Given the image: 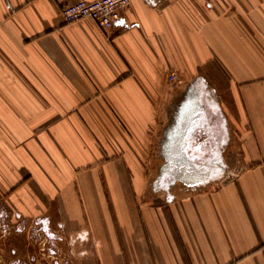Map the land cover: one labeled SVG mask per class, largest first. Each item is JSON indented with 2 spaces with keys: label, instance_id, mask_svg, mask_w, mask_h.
I'll return each mask as SVG.
<instances>
[{
  "label": "crops",
  "instance_id": "obj_1",
  "mask_svg": "<svg viewBox=\"0 0 264 264\" xmlns=\"http://www.w3.org/2000/svg\"><path fill=\"white\" fill-rule=\"evenodd\" d=\"M77 1L0 0L1 208L83 264H264V0H131L108 32ZM211 111L217 179L158 185Z\"/></svg>",
  "mask_w": 264,
  "mask_h": 264
},
{
  "label": "rangeland",
  "instance_id": "obj_2",
  "mask_svg": "<svg viewBox=\"0 0 264 264\" xmlns=\"http://www.w3.org/2000/svg\"><path fill=\"white\" fill-rule=\"evenodd\" d=\"M216 179L215 177L209 184H212ZM176 185L185 186L188 184L179 180ZM198 186L200 185L197 184L196 187ZM6 210L9 213L8 227L5 228L4 222L0 221V264L84 263L83 259L73 256L69 243L61 236L62 233L56 232L57 229L54 231V227L48 226L49 230L57 237L54 242L48 238L45 230H43L45 223L38 224L34 223L33 220L27 222L17 220V218H12L9 209Z\"/></svg>",
  "mask_w": 264,
  "mask_h": 264
},
{
  "label": "flooded vegetation",
  "instance_id": "obj_3",
  "mask_svg": "<svg viewBox=\"0 0 264 264\" xmlns=\"http://www.w3.org/2000/svg\"><path fill=\"white\" fill-rule=\"evenodd\" d=\"M208 118V124H204L207 133L202 132L201 129L198 130L194 136V140L188 143L189 150L184 155L186 159L184 158L183 171H174L172 169L171 173L158 179V185L172 187L179 180H182L184 184L196 186L197 184L210 183L215 178V174L220 166L221 152H223L221 146L223 137L221 131H219L218 135L216 134L217 130L215 126L221 123L218 115H214L211 111L208 112ZM191 148L195 149V151H190ZM168 165L170 164L168 163ZM190 169H194V171L192 174H189V178H186V172H189ZM8 217L9 213L6 208H0V221L4 222L5 228L8 227ZM43 230H45L49 239H52L54 242L57 240V237L49 230L47 224L43 225Z\"/></svg>",
  "mask_w": 264,
  "mask_h": 264
},
{
  "label": "built area",
  "instance_id": "obj_4",
  "mask_svg": "<svg viewBox=\"0 0 264 264\" xmlns=\"http://www.w3.org/2000/svg\"><path fill=\"white\" fill-rule=\"evenodd\" d=\"M131 6V0H79L75 4L62 9V17L66 23H76L81 20H91L100 30L108 32L114 29L122 20V12ZM176 76L170 78L171 82Z\"/></svg>",
  "mask_w": 264,
  "mask_h": 264
},
{
  "label": "water",
  "instance_id": "obj_5",
  "mask_svg": "<svg viewBox=\"0 0 264 264\" xmlns=\"http://www.w3.org/2000/svg\"><path fill=\"white\" fill-rule=\"evenodd\" d=\"M191 120H192V116H190V115H187V117L184 116L183 120H182V122L184 124H187V130L184 132V133H187V134L183 135V133H180V134H182L184 136V138H182L184 143L180 147V150H182V152H185V150L189 149L188 148L189 147L188 143H190V141H191V139H190L191 136L190 135H193L194 133L197 132V129H194V128L190 129V127H191L190 125L193 123V122L192 123L190 122ZM175 147L176 146L172 147V149L174 150ZM168 163L170 164L169 167L170 168L172 167L174 169V171H180L179 168H181L183 166V163L182 162L180 163L179 161H172V160L170 161L169 160ZM185 177L189 178V175L186 174Z\"/></svg>",
  "mask_w": 264,
  "mask_h": 264
}]
</instances>
